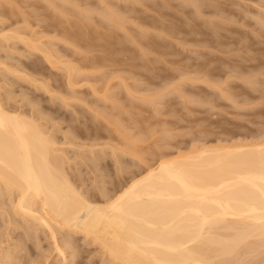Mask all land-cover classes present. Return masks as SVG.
<instances>
[{"label":"rangeland","instance_id":"1","mask_svg":"<svg viewBox=\"0 0 264 264\" xmlns=\"http://www.w3.org/2000/svg\"><path fill=\"white\" fill-rule=\"evenodd\" d=\"M65 1L0 0V96L16 98V103L7 102L9 107L36 116L62 148L64 171L86 198L103 205L101 185L104 194L114 195L131 173L142 175L159 161L191 154L196 147L264 144V0ZM111 11L120 20L108 18ZM86 12H91L88 20ZM64 66L77 69L71 72L75 85H68ZM132 143L136 154L130 152ZM140 151L150 152L144 157ZM5 188L0 187V258L13 255L10 264H120L89 237L64 228L56 238L62 239L55 241L68 261L61 260L49 229L12 212L16 195Z\"/></svg>","mask_w":264,"mask_h":264},{"label":"bare ground","instance_id":"2","mask_svg":"<svg viewBox=\"0 0 264 264\" xmlns=\"http://www.w3.org/2000/svg\"><path fill=\"white\" fill-rule=\"evenodd\" d=\"M99 1H101L102 4L106 0H99ZM194 2L192 4H194ZM48 3H50L49 0ZM66 11L65 13L69 14V12ZM84 11L85 10H83L82 12ZM87 12L84 14V16L88 20L89 17L86 16L91 12L90 13ZM106 12L110 13L109 11ZM92 14L95 15L96 13H93L92 11ZM116 14H118V16L120 15L117 12ZM82 15L83 14H81L82 22H86L83 21L84 16ZM108 16L117 19V17H115L117 15L113 13L110 15L108 14L107 17ZM120 16H122V14ZM90 17L92 16L90 15ZM105 17L104 19L105 21H107L109 17L107 19ZM122 18L125 17H121V19ZM123 20L124 19H122V21L120 22L122 23ZM253 21H257V20L253 19ZM111 22L112 21H110V23ZM260 22H262L261 19ZM88 23L90 22H87V24ZM87 24L84 23V25ZM261 27L263 28L264 25ZM15 35L17 34L15 33ZM20 38L21 37H19L18 39ZM99 39L97 38L98 42L100 41ZM2 43L3 41L1 40L0 44ZM37 48L40 47H36V49ZM93 48H95V46ZM1 49L3 50V48ZM53 52L55 51L53 50ZM49 56L51 57V55ZM54 64H56V62ZM64 68L69 73L68 75H69L70 84L68 85H75L74 82H72L73 75L71 74V72L74 71L76 68L75 67L72 68L71 66L70 67L64 66ZM128 93H130V91H128ZM170 95H172V92ZM143 98H140L139 100L140 101L145 100ZM229 98H231V96H229ZM14 99L13 97H9V96L7 98L6 96L3 97L0 96V185H1L0 187L5 186L7 189L12 191V194L14 193L13 196L16 195L15 196L16 206H15V210L12 212L18 215L21 214L23 217L30 218L31 221L33 220V222H35L36 225L38 223V225H40L39 227L44 226L45 228H47V230L49 229V231L52 234V238L54 242L56 240L62 239V238L56 239L59 233L58 229L60 230L61 228L68 229L73 233L82 234L87 238L89 237L90 239H92L93 242L98 243L100 247H102V249L106 251L105 253L110 255L109 256L110 258H112L116 262H119L120 264H232V262L230 263L229 261L234 259L237 262L238 259L236 257L238 258L240 257V258L238 260V263L233 261L234 264H245L246 262H248L247 258H249V262H250V263L248 262L249 264H264V253L262 254V252H264V249H262L264 248V144L263 143L246 144L243 142V144L237 143L236 145H232V146L222 145L211 148L210 147L206 148V145H204L205 146V148L203 147L204 149H198L197 147L195 149L193 148L191 154H189L190 153L189 152L187 155L181 154L178 158L175 157V159L171 158L169 160L167 158L166 160H161L157 164L158 165L157 167L153 166L151 168H148L147 172H144V174L142 175L138 176V174L140 173L137 172L131 174L129 173L130 177L128 176L129 179L128 178L126 179V183L121 188L120 186L119 187L116 186L119 189L114 190L116 192L118 191L114 195L113 194L109 195L106 192L105 195L103 189H101L102 185L100 184L101 187L99 186L98 187L100 188L101 193H103L102 197L105 202V203L103 202L104 203L103 205H100V203H95L94 201H91L88 198H86L85 195H83V193L81 192V190L76 187V184L72 183V181L66 175L64 171L65 169L63 163L65 159L63 160L61 154H59V152H62L60 151L62 150V148H58L54 139L53 140L51 139L50 135L47 133L43 125L39 124L35 120L36 116L34 115L35 118L34 116L29 117L27 116L26 112L20 110L19 107L18 108L16 107L12 108L13 106L9 107L10 103L7 104V102L8 101L11 102L12 100L15 101ZM106 100L108 99L106 98ZM14 103H16V101ZM18 104L20 103L18 102ZM22 105L24 104L22 103ZM233 105L235 106V104ZM46 116L47 115H44V117ZM37 118L39 119V117ZM108 122L112 123L109 120ZM135 127H138V125ZM137 132H139V130H137ZM121 133L122 135H124L122 131ZM260 136H263V133ZM138 138H140V136ZM71 139L73 138L70 137V140ZM169 139L172 142V139L171 138ZM144 140L142 137L141 142ZM72 142L74 141L72 140ZM194 143L192 142V144ZM199 143H201V141ZM223 143L224 142H222V144ZM137 144L133 145L132 143L133 147L130 146H129L130 148L128 147L130 149V152L133 151L136 154V151L132 149L134 147H135L134 149H136ZM167 146H169V144H167ZM178 146H180L178 148L179 150L181 148V145ZM113 152H115V150ZM140 152L141 154L143 153L142 151ZM140 152H138V156L141 155ZM149 152L150 151H147L146 153L149 154ZM156 152L157 151H155V153ZM146 153L145 154L143 153L144 155L141 156L145 157ZM156 154L154 155V157L157 156ZM151 155L152 154H150V156ZM166 156L163 155V158ZM159 157L162 158V156ZM143 160L141 161L142 162L141 166L145 167L146 164L142 165L144 163ZM95 166L93 167L95 168ZM139 168L141 169V167ZM102 179L103 178L100 177V180ZM93 183L96 184V182ZM7 189L5 191H7ZM105 190L108 191L104 187V191ZM10 199L12 200V198ZM10 218L12 219L13 217ZM21 224L27 225L24 223V221ZM19 227H22V225H20ZM44 227H42V229ZM27 228L29 229V227ZM69 235H72L71 236L72 239L73 234L69 233ZM34 237L32 236L31 238ZM63 243L62 245L65 246L72 245L69 240ZM60 245L55 242L54 247H56L57 250L55 252H58L60 256H62L61 260H66L65 251L62 249V246L60 247ZM7 246L8 245H6V247ZM16 249L19 248L17 247ZM102 249L100 248L101 251ZM243 249L245 251L244 252L242 251L243 252L242 253L241 250ZM71 251H72V247H71ZM260 251L262 252L260 253ZM68 252L69 251H67V253ZM239 253H241V256L239 255ZM9 255L11 254H8L6 257H4L5 255L4 256L2 255L3 258L2 257L1 258L3 260L8 259L10 264L9 259H12L13 257L11 256L13 255L11 256ZM70 257L72 259L71 255ZM244 258L246 259L244 260ZM2 259L0 261L1 263L3 262ZM15 259L16 257L14 258V260ZM4 262H6V260ZM15 262H13L12 264H14Z\"/></svg>","mask_w":264,"mask_h":264}]
</instances>
